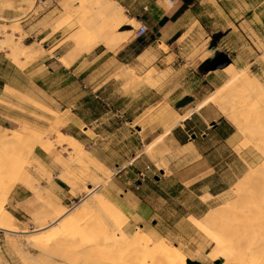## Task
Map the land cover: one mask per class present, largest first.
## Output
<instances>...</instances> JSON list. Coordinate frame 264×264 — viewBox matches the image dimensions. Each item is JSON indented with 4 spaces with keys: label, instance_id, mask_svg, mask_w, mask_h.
Wrapping results in <instances>:
<instances>
[{
    "label": "rangeland",
    "instance_id": "374dc122",
    "mask_svg": "<svg viewBox=\"0 0 264 264\" xmlns=\"http://www.w3.org/2000/svg\"><path fill=\"white\" fill-rule=\"evenodd\" d=\"M37 4L31 24L22 26L18 21L6 28L0 26V84H7L0 90V138L15 132L20 138L17 143L0 144V203L7 201L6 208L16 218L15 227L26 230H0V264H93V258L103 259L105 264L120 263L121 259L114 263L99 258L98 252L90 248L80 252L74 249L79 243L77 232L90 231L88 225L95 220L114 229L105 212L92 202L95 193L107 196L115 208H125V230L130 238L141 232L154 241L166 237L168 245L180 248L191 264H220L222 260L213 263L209 258L214 248L209 236L218 237L203 219L214 208L234 200L233 190L249 176L250 168H259L254 175L264 168V155L256 150L254 142L245 143L247 138L236 136L238 129L212 103L201 111L208 121H215L209 123V141L203 146L211 155L200 172L190 171L191 166L198 165L191 164L195 158L191 150L176 149L166 132H171L206 98L220 92L228 80L223 69L231 64L235 67L232 71L250 66V72L264 84V62L260 58L264 55V0L203 3L199 13L208 35L191 27L179 40L172 38L170 47L179 55L173 67L167 63L147 66L153 57L146 56L138 60L129 56V67L109 60L118 51L111 49L118 27L129 23L131 38H137L135 29L140 25L135 19L128 20L114 0H37ZM77 11L80 14L74 17ZM78 40L85 46H79ZM22 42L30 47L27 54L19 51ZM100 43L113 52L100 54L101 50H95ZM182 44L185 49L180 50ZM90 46V52L84 50ZM216 56L207 68L229 64L208 72L200 69L201 64ZM64 57H76L74 63L80 64L75 69L74 63L64 65ZM152 68L154 78L149 82L146 79ZM128 70H133L136 78H130ZM17 91L25 96H18ZM185 97L187 101L182 102ZM178 107L186 112L174 120L172 114ZM218 122L214 130L213 124ZM25 123L29 130L23 134L20 127ZM55 128L76 137L87 153L108 166L109 173L96 172L91 165V174L87 170L85 173V162L79 165L69 151L54 146L53 139L65 137L58 136ZM165 134L161 142L148 147ZM225 139L224 144L217 143ZM43 142L46 147L52 144L48 147L51 151L41 148ZM34 146V154L23 155ZM36 152L43 153V160ZM162 157L164 160H159ZM14 159H19L20 165L10 170ZM157 160L165 165L159 167ZM22 167L31 171L40 189L43 187L69 211L80 203H89L99 218L93 215L85 227L68 234L51 222L46 230L35 233L42 227L41 215L47 203L40 193L25 187ZM206 167L211 169L202 171ZM60 173L75 176L77 189L61 181ZM197 177L203 179L196 181ZM60 181L66 187L59 192L53 185ZM251 182L255 184L254 179ZM92 186L96 190L88 195ZM15 187L18 189L14 193ZM56 240L60 242L55 246L51 241ZM260 255L264 257V250Z\"/></svg>",
    "mask_w": 264,
    "mask_h": 264
},
{
    "label": "bare ground",
    "instance_id": "6f19581e",
    "mask_svg": "<svg viewBox=\"0 0 264 264\" xmlns=\"http://www.w3.org/2000/svg\"><path fill=\"white\" fill-rule=\"evenodd\" d=\"M78 12L79 11L75 12L74 17L80 14ZM131 22H135V20L133 19ZM6 26L7 25H4L5 28ZM130 34L131 32H125L123 34V38H127ZM91 41L92 39L88 40V44ZM121 41L122 40L115 39V42L111 43L113 45L111 46L110 44L111 49H115L121 43ZM77 44L79 46H85V44H81L80 40L77 41ZM19 45V51L21 53L27 54V49L30 50V47L25 45L23 42ZM90 49H92V46L85 47L84 50L90 52ZM29 52L31 53V51ZM75 58L71 57L68 59L67 57H64L62 62L70 66L74 62ZM260 58L264 62V55ZM249 67L250 66L245 67L243 70L239 71H232L235 69V67L233 64H231L223 69L228 76V80L219 93L213 94L206 98L197 107V110H201L209 103L216 105L221 114L227 118L229 123L238 129V133L235 135H240L247 138L245 143L254 142V146L257 148L256 150L264 155V84L257 76L250 72ZM152 71H154L153 68L149 71L148 77L146 79L149 82L154 78L152 76ZM127 73L130 75V78L131 75L136 78L135 72L133 70H128ZM159 79L161 78H158V80ZM144 82L146 81L144 80ZM156 83H159V81H156ZM15 94L18 96H25L18 91ZM56 113L57 112H55V114ZM179 118L180 116L178 114H173L172 119ZM20 128V132L23 134L27 133L29 130V126L26 123L22 124ZM49 133L52 134L51 132ZM56 133L58 136H63V134H65V137L53 139L54 146L62 147L64 150L69 151L68 154L70 157H74L79 165L85 162L87 167L88 165H91L93 170L96 172L102 174L109 173L110 169L108 166L101 162L97 157L87 153L83 147L84 145H82V143L76 137L66 134L62 131H57ZM168 133L169 130L166 132V134ZM166 134L164 136H159L148 147L151 148L155 144L161 142L165 138ZM19 139V136L15 132L12 133L10 137L0 138V144L6 145L7 142H12V144L17 143ZM22 139L23 137L21 140ZM51 145L52 144L49 146L51 147ZM41 146L40 147L46 152L51 151V148H48L49 146L46 147L44 142L41 144ZM36 147L37 146H34L29 150H25L23 155H29L32 153L34 154ZM192 147L191 145H188L185 146L184 149L191 150ZM243 151L244 150H242V153ZM5 153L7 155L6 151ZM87 157L88 160L84 161V159ZM159 160L163 161L164 158ZM159 160H157V165L162 168L165 163L163 162L164 164H160L161 161L158 162ZM19 165V159H14L11 161L10 170L17 169ZM261 166L263 167L264 165ZM89 168L90 167L84 168L83 171L87 170V172L90 173L91 171H89ZM258 169L259 168L256 167L255 169L250 168L251 173L249 176L246 177L244 181L237 188H235V190H233L234 200L228 201L218 208H214V210L203 219V224L206 225L218 237L217 240L208 235L214 244V248L209 253V258L213 263L222 260L220 264H264V257L263 255H260V251L264 250V168L261 169L257 175H254ZM168 171L170 170L168 169ZM22 172V179L27 183V186L25 187L31 190V192L33 191L40 193L39 195L41 196V199H44L47 203L46 210L41 215L44 217V222L42 223V227L35 230V233L46 230L49 226V223L51 222V224L56 223L60 225L59 229H61L63 233L68 234L71 231L82 228L83 226L85 227L86 223L90 218L93 217V215L99 218L97 213H95L93 210V206L89 203H80L77 207H75L73 212L69 211V209L63 206L56 197L52 196L48 192H44L42 190L43 187L41 189L39 188L38 180H35L33 175L30 173L31 171L29 172L27 167H22ZM59 178L61 181L72 187V189H77L76 187L79 183L75 176L71 177L68 175V173H60ZM252 179L255 180V184L251 182ZM107 180L108 179H106V181ZM24 184L25 182L23 185ZM95 187L92 186V188L89 189L88 195H92V193H94L96 190ZM93 201H95L100 210L105 212V215H107L108 219L114 225V229H111L108 223H102L101 220H95L94 222L92 221L93 224L88 225V229L90 228V231H78L76 234L78 235L79 243L74 247V249L77 252L90 248L95 252H98L97 256L99 258L102 257L107 261H114V263L119 259L122 260V258L125 257L122 262L120 260V263L118 261L117 264H191L192 260L187 258V254L185 253V255L180 248L170 246V244L168 245V243L164 240L166 237L164 239L162 238L154 241L151 236H148L149 234L147 235L146 233L141 232V234L136 235L134 238H130L125 230V226L127 225H125V220L127 218L126 214L119 208H115L116 206L114 207L112 202L104 194L98 193L96 195L95 193L92 202ZM6 202L7 201H3L0 203V230H4L6 232H26V230L19 231L15 227L16 225L14 224V221L16 218L12 211L6 208ZM114 208L115 211L113 210ZM111 209L114 211H112L113 213L111 212ZM41 216L38 215L37 217L41 218ZM51 242L55 243L56 246L59 245L58 243L60 241L56 240ZM209 243L211 242L209 241ZM148 253L149 255H146ZM92 255L95 256V254ZM93 259V264L106 263V261L103 259Z\"/></svg>",
    "mask_w": 264,
    "mask_h": 264
},
{
    "label": "crops",
    "instance_id": "0c3cea01",
    "mask_svg": "<svg viewBox=\"0 0 264 264\" xmlns=\"http://www.w3.org/2000/svg\"><path fill=\"white\" fill-rule=\"evenodd\" d=\"M49 1L52 2L53 0ZM114 1L117 3V5L123 8L124 16L128 20L135 19L139 23L144 22L149 27V33L146 36L141 37V39L131 38V34L127 38H123V34L125 32H132V30L129 29V23L118 27L117 31H115L114 36L116 39L122 41L115 48H118V51H116L114 55L112 54L109 56V60L111 62H115V64L117 65H124L129 67V56H135V60L146 56L153 57L152 62L147 66H158L159 64L167 63L168 65L170 64V67H173L175 65V57H179V55L170 47V41L172 40V38L176 37L175 41L179 40L185 33H187V31H189L191 27L196 28L200 32H204L205 35H208V31L202 23L201 14L199 13L201 12L200 7L208 0H194L190 4H185L183 0H175L174 6H172L167 0ZM37 8V0H0V26L11 25L18 21L21 22V25L23 23L31 24L32 20H34L35 18V13H37ZM124 27H127L128 29L123 30L122 28ZM178 48L180 50H183L185 49V46L182 44L181 47ZM95 50H101L100 54H104L105 52H113L109 48L107 49L105 43H100V45L95 47ZM77 62L74 64L72 63L73 65L71 64L73 67L75 66L74 69L80 64V62L78 64ZM200 63L201 62H199V64ZM64 67L67 69L66 66ZM0 86V90L1 88L5 89L7 84H0ZM82 87L86 88L87 86L83 84ZM178 108L179 110L174 109L173 114H178L180 117L184 116L186 112L184 110L186 109L183 108L180 110V108L182 107ZM195 108L189 116H186L185 119H174L179 120V122L171 129V132H169V136L170 141L176 149H181L188 145H191V147L194 146L191 149V156L195 158L191 160V164L198 163V165H196V167H194V165L191 166L190 171L192 172L195 169L196 173H198L201 170L199 168L202 167L206 163V161L208 162V158L211 155L208 150H203V146L209 141V133L207 132L211 130L209 128V123L212 124L215 119L208 121L201 112L203 111V108L201 110H197V107ZM219 113L221 114L220 111ZM218 125L219 122L218 124L214 125L213 129H218ZM227 140L228 139L217 141V143L221 142L224 144V142H226ZM36 155L41 160H43L42 152H36ZM207 168L209 167L203 168L202 171L207 170ZM204 177L206 176H203V178ZM203 178L197 177L196 181ZM180 183L184 185L182 181H180ZM53 187L54 189L56 188L55 190L59 192L65 189L61 184L58 183L53 185ZM17 189L18 187L14 188V193L17 191ZM220 193L221 192H216L215 195H218ZM66 198L69 199L68 197ZM121 210L125 214L127 213L125 211V208Z\"/></svg>",
    "mask_w": 264,
    "mask_h": 264
},
{
    "label": "built area",
    "instance_id": "2783aa9c",
    "mask_svg": "<svg viewBox=\"0 0 264 264\" xmlns=\"http://www.w3.org/2000/svg\"><path fill=\"white\" fill-rule=\"evenodd\" d=\"M172 6L175 5V0H167ZM135 36L137 38L144 37L149 33V27L144 22H140V25L135 29Z\"/></svg>",
    "mask_w": 264,
    "mask_h": 264
},
{
    "label": "trees",
    "instance_id": "16d2710c",
    "mask_svg": "<svg viewBox=\"0 0 264 264\" xmlns=\"http://www.w3.org/2000/svg\"><path fill=\"white\" fill-rule=\"evenodd\" d=\"M184 1V3L185 4H190V3H192L194 0H183ZM123 30L124 29H128L127 27H124V28H122ZM138 39H141V37L140 38H138ZM217 58V56L214 58V59H208V60H206L203 64H201V66H200V69L201 70H203V71H206V72H208L209 70H211V68H207V65H209L213 60H215ZM187 97H185L183 100H182V102H185V101H187ZM59 184H61L63 187H66V184L65 183H63V182H59Z\"/></svg>",
    "mask_w": 264,
    "mask_h": 264
},
{
    "label": "water",
    "instance_id": "95a60500",
    "mask_svg": "<svg viewBox=\"0 0 264 264\" xmlns=\"http://www.w3.org/2000/svg\"><path fill=\"white\" fill-rule=\"evenodd\" d=\"M228 64H229V62H224V63H221V64H216V65H214L212 67L211 70H215V69H218V68H223V67L227 66ZM213 125H215V123Z\"/></svg>",
    "mask_w": 264,
    "mask_h": 264
}]
</instances>
